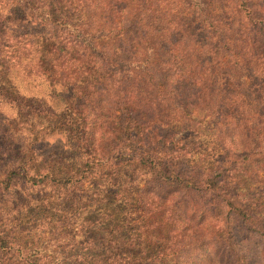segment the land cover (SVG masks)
Masks as SVG:
<instances>
[{"label": "trees", "instance_id": "1", "mask_svg": "<svg viewBox=\"0 0 264 264\" xmlns=\"http://www.w3.org/2000/svg\"><path fill=\"white\" fill-rule=\"evenodd\" d=\"M0 264H264V0H0Z\"/></svg>", "mask_w": 264, "mask_h": 264}, {"label": "rangeland", "instance_id": "2", "mask_svg": "<svg viewBox=\"0 0 264 264\" xmlns=\"http://www.w3.org/2000/svg\"><path fill=\"white\" fill-rule=\"evenodd\" d=\"M42 101H44V102H50L49 99L47 100V98L45 96L42 98ZM201 129H203V135H202L201 140H200L201 149L206 152V151H209L210 148H211V144H210V140H211L210 131H209V129H208L207 126L204 127V124L202 125ZM52 143H54L55 147L57 146L56 142H52ZM38 190L39 189L34 190L33 193H36ZM40 191H44V190H39L38 191V194L39 195H44V194L46 195L47 194L46 192H40ZM42 200H43V198H42ZM40 204L41 203L39 202V208H40V210H37V208H34V209L32 208L33 209L32 211L39 213V216L37 217L38 221L35 224H38L40 227H42V224H45V225L50 224V223H48V221L49 220H53V219L55 220V218L57 216H59V214L56 211V209H54V208H51V209L50 208L49 209L47 208L46 209V212L47 213L42 212V210H44L45 205L47 204V202L45 201L44 202V205H42V207H40ZM98 211H101L102 212V210H98ZM92 217H98V216H92ZM53 224H55V223H53ZM39 229L40 228L38 227L37 230H39Z\"/></svg>", "mask_w": 264, "mask_h": 264}]
</instances>
